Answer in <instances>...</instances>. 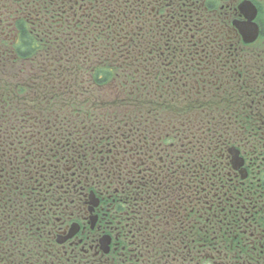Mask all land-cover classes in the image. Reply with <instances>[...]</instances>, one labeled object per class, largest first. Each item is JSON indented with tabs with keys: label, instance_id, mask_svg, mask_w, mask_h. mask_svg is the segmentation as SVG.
<instances>
[{
	"label": "flooded vegetation",
	"instance_id": "af4514ba",
	"mask_svg": "<svg viewBox=\"0 0 264 264\" xmlns=\"http://www.w3.org/2000/svg\"><path fill=\"white\" fill-rule=\"evenodd\" d=\"M0 264H264V0H0Z\"/></svg>",
	"mask_w": 264,
	"mask_h": 264
},
{
	"label": "trees",
	"instance_id": "16d2710c",
	"mask_svg": "<svg viewBox=\"0 0 264 264\" xmlns=\"http://www.w3.org/2000/svg\"><path fill=\"white\" fill-rule=\"evenodd\" d=\"M32 47H33V49H32L31 52L29 53V49L32 48ZM20 51L22 52L24 58L28 57L27 59H30V58H32V57H30V56H32V55L36 52V49L34 48L33 45H28V46H27V43H25V44L23 45V47H20ZM32 60L34 61L33 58H32Z\"/></svg>",
	"mask_w": 264,
	"mask_h": 264
},
{
	"label": "snow or ice",
	"instance_id": "6c2138e0",
	"mask_svg": "<svg viewBox=\"0 0 264 264\" xmlns=\"http://www.w3.org/2000/svg\"><path fill=\"white\" fill-rule=\"evenodd\" d=\"M232 2L235 3L236 0H232ZM240 11L243 12L245 15L248 14L247 10L245 8H243V7H241ZM240 30H241V32L244 33L246 39L250 37L251 32H250V29L248 28V26H246V25L242 26Z\"/></svg>",
	"mask_w": 264,
	"mask_h": 264
}]
</instances>
